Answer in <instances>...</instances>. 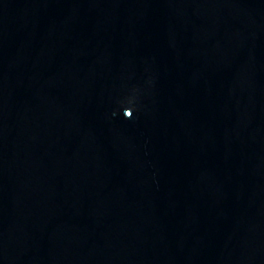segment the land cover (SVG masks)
<instances>
[{
    "label": "water",
    "instance_id": "water-1",
    "mask_svg": "<svg viewBox=\"0 0 264 264\" xmlns=\"http://www.w3.org/2000/svg\"><path fill=\"white\" fill-rule=\"evenodd\" d=\"M0 264H264V0H0Z\"/></svg>",
    "mask_w": 264,
    "mask_h": 264
}]
</instances>
